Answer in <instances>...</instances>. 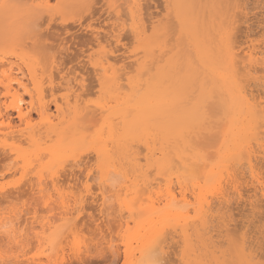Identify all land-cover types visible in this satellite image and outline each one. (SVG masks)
Here are the masks:
<instances>
[{
	"label": "rangeland",
	"instance_id": "rangeland-1",
	"mask_svg": "<svg viewBox=\"0 0 264 264\" xmlns=\"http://www.w3.org/2000/svg\"><path fill=\"white\" fill-rule=\"evenodd\" d=\"M228 1L230 3H227L226 0H217V1L214 0L213 3H212V0H194L195 4L193 6L195 8L190 9L192 7L190 6L192 5V3L190 4L191 0H178V1L177 0H132V2L131 0H70V1L69 0H0L1 5L8 4L10 6H13L15 4L16 6L15 10H17V12H15L13 9V12H11L10 10H7L4 7H2V10L4 8L6 11H9L14 14L16 13L14 17H12L13 14L11 16H8L7 15L8 13H7L5 14L6 15L5 16L4 14L3 15L1 14L2 12H0V25H1L0 27V65L4 66L2 62L5 63V67L1 66V70L2 69L7 70L9 68V64H11L10 67L14 66V68H16L15 69L16 71L22 70L23 74L25 73L24 77L21 76L23 75L21 74L22 72L18 73L19 75L21 74L20 75L21 78L23 77L22 83L23 81L24 83H23V86H18L15 83L16 84L15 86L19 87V88L15 87V89L18 88L19 94L17 95H20L24 98V101L22 103L28 106V110H32L31 112L33 114V125H34L33 127L36 130L37 129L40 130V128L44 127V124L41 123V116L37 113L38 109H40L42 106L51 108L50 111H52V114L54 116L53 117V119L55 120L54 122H58L59 120V113L56 110V106L60 105L61 107H63L62 111H64L65 114H63V112L61 111L60 118L61 120L63 119L65 123L62 124L61 126L62 128L68 125V124L66 125V123H71L73 120H76L75 117L79 116L78 118H80V115L82 114L78 113V115H76L74 111V109L79 105V109L80 107L83 106V108H81L82 109L81 113L84 112L83 113L84 116L82 115L80 120L83 125L85 124L84 127L86 126V128L84 129L87 131L86 135L88 134L86 137L87 139L84 138L83 140L85 141L86 139L87 143L85 141L84 142L85 144L84 143L77 144L75 143L76 142L75 140L74 141L75 145L74 144L70 146L67 145L66 147L68 148H66L65 145H63V142L61 140L62 135L59 134L60 135L59 137L57 136L58 135L57 133L55 137L54 136L55 134H53L52 139H51V136H49L48 134L45 135V132H44L45 128H43L42 133L44 132V134L41 133L40 137L44 140L41 141V138L39 137V140L35 138L36 140L33 141V143H30L32 141H28L29 139H26L25 138L26 136L20 135L24 130L27 131L26 125L23 122L21 123L17 112L13 110L12 100L14 98L13 96L9 94L7 95L8 90L4 84L5 82L1 83L0 81V104H1L0 113L6 114L9 112L10 113L9 115L12 118L14 125L17 126V129L21 128V132L15 133L16 135H19V137H17L16 135H13L16 138H13V137L7 138L8 140H6V142L4 140L5 138L0 136V141H1L0 147H2L0 149L1 150L0 151V211H1L0 212V219H1L0 224L3 225L2 227L0 226V264H44V263L45 264H129L127 256H126L127 244L130 243L129 241L131 239L137 237L135 235L141 236L147 233L149 225L146 224L147 221L144 219V217H146L147 215L146 218L148 219L149 217L148 214L150 213L148 212L147 214V211L149 209L144 208V211L142 210L141 212L140 210L141 208L138 209L135 207L134 210L137 209V211L135 210L137 213L132 211L130 214L132 213L134 214L130 216L128 209H125V207H121L119 204V201L120 200L122 201L123 197L125 196V194L123 193L124 191L119 192L120 193L119 197L116 196L115 198H112L110 201L108 199V203L103 204L102 199L100 198L101 192H102L101 190H103L101 186L103 185L100 184V181L102 180V177L104 175V177L106 178L109 177L107 178L108 179L107 182L109 184H107L106 182L107 187L108 185H114L115 189L117 187H118L117 189H120V185L123 184L122 182H125V180L123 181V178H125L124 176L127 173H128L127 175L129 176L131 174V177L134 179L137 176L136 173L141 174V171L144 170V168L149 169L150 166L148 167L146 165L147 162H145L147 161V159H144V158H148V156L150 157V154L152 152L151 149H153L152 147H155L153 150L157 151L156 153V156H157L158 151L160 150V148H158L157 146H159V144L161 145L163 142L159 140L160 137L157 136L159 134L158 133L155 134V132L158 130H155L154 128L153 129L155 131L154 130L153 132L151 131L152 133L151 132L144 133L143 132L144 128L139 129L138 130L139 132L135 130L136 132H132L133 136L132 138L130 137L131 139L130 138L129 139L131 141L134 139L133 141H136V142L132 143L130 140H128L130 141V144L128 145L132 144L131 147L133 148L136 147L134 148L136 150L133 149L134 151L133 152L132 150H130L132 148L128 146L129 148L128 152H132V153H128V154H132V156L130 155V157L127 154L124 156L122 153L120 154V152H118L117 148L114 147V146H117L116 145L117 143L115 144L113 142L114 143L113 145L112 142H109L111 149H113V147L115 148V150H113L115 153L112 151L113 156L114 157L117 156V158H119V160L116 158L115 159L117 163L119 162V165H117V167L119 166L120 167L117 170L109 171L111 173L110 175H108L109 172H107L106 174H102L101 170L99 169L100 162L97 156V151H95L97 146L101 144V142L98 141L99 139L98 138L96 139L97 137L96 132L99 133V131H101V129L99 130V128L102 125H104V122H106L108 118H107V115L104 114V112H102L104 114V116H102L103 114L100 111L101 108L98 105L101 102L105 103V101L106 102L109 101L110 100L109 97L114 96V95L118 96V94L121 93L119 92L120 85L115 86L118 83L119 84L123 83L122 85H125V86L121 85L122 88L127 87V86L129 87L128 83L126 82L127 81L129 82L131 80L132 81L140 80L142 83L143 81L146 82L149 80L152 83V81L154 82L157 81L158 79L157 77L160 76L162 72L164 73L163 80L165 81V83L176 90L177 95H178V101L180 102L182 100L181 101L182 103L181 102H180L181 104L179 103V107L177 108V111H176L177 116L182 114V112L180 111H185V113L189 115L193 114L194 122L192 126L188 127V129L192 128V130L188 131L186 130L187 128H185V130L187 131L186 133L187 135H190V136L193 135L191 137L192 139L190 138V140H192L191 144H193L192 147L193 146L197 147L199 152L200 151L206 152L207 156H210V159L216 157V155L220 153V156H217L216 158H214V161L212 159V161L217 164L211 165V163L213 162H211L210 159L208 161H205L207 162L206 164L208 167L205 165L206 166L205 168L204 165L202 164V167L205 168V171L207 169L208 174L206 172L205 174L202 173L204 172L202 171L203 168L201 169L199 168L201 171H199V169L195 170V171L201 172V173H198L201 175L197 176L198 177L197 180L202 181L200 184L199 183L200 181L197 182L196 180L197 187H198V190H196L197 192H195V188L197 187L193 186V183L191 184L190 182H188L189 180H192L190 179L192 174L190 177H188L189 179L186 178L187 183H185L186 181L183 182L185 179L184 180L183 178L181 179L183 180L182 184L185 183V185L188 184V187H190L191 185L194 187L193 190L191 189V187L184 188L182 184L180 183L182 186L181 187L182 192L185 191L184 189H189L188 191L187 190L185 191L187 194L186 197L188 198L189 203L182 201L183 198L180 197L181 196L180 184L178 185L177 177L173 176V179L175 181L173 180L172 182H170L172 184L174 183L173 185L172 184L170 185L173 186L171 187L178 194V199L180 200L181 198L180 205L183 206V205L188 204L187 206H189L190 201H191L194 206H197L199 204V200H198V204L195 205L196 203L195 201L197 200V198L194 197L196 196L194 194L195 193L197 194L200 189L204 190L206 188L209 191L215 185L213 184L214 182L213 179L215 178L216 180L218 177H223L224 180L222 183V186H223L222 188H224L223 189L224 193L226 192L225 197L220 196V194H216L217 190L216 192L215 190H213V192H215V193L212 192L213 194L205 190V192H207L206 195L209 193L207 196V200L208 201L210 200L209 202L211 204V208L213 211L212 213L213 215H215L213 217H210L211 219L208 218L210 220L207 222L209 223L208 224L209 227L207 226V224L206 226H204V227H207L208 229L210 228L209 230L207 229L209 231L207 236L212 235L214 239L216 240L219 239V241H222V244H220V246L221 248H224V249L231 247V244H233V246L234 244L239 245L241 243L240 241H242L243 238L245 240L247 239L248 241H250L254 237L264 239V195H263L264 194L263 192L264 190L263 188L264 187V152H263L264 151V111H263L264 109V94H263L264 92L263 91L264 90V86H263L264 72L263 70L264 69H261V70L259 69L257 73H252L248 69L250 59L261 58V56L262 57L264 56L262 52H260V51H264V49L263 47L259 46V44H261V41L264 40V28H263L264 27L263 26L264 24V19H263L264 18V0H240L241 3L239 1V4L241 6L237 4V6L239 5L240 7L239 6L235 7L234 5L236 4V2L234 1L235 3H233L232 2L233 0L232 1L228 0ZM236 1L238 2V0ZM231 2H232V5L229 6L231 10L230 9H229L230 11L228 10V14L231 13V16L233 17L232 14L235 12L237 14V15L235 14V16H237L236 17L237 19L234 17L232 18L231 16H230V19L226 17L227 16L226 7H228V5L231 4ZM226 3L228 4L227 6L225 5ZM221 4H224L225 6H222ZM232 6H234V8H236L235 10L237 11H235ZM224 8H225V11H223ZM219 10L221 14H219L220 13ZM214 11H215V15H214ZM191 12L193 13L192 15V18L194 17L193 19L191 18V14H192ZM203 12L206 15V17L203 14ZM216 13L218 14L217 18H216V15H217ZM198 15H199V18L197 17ZM171 16H172V19H171ZM238 18H239V21L237 22L236 20H238ZM11 19H13L14 21H12ZM185 19L190 21L191 27L188 26L187 27L188 29L186 28L187 23ZM195 19H196V23H195ZM198 19H200L204 23L200 22V20ZM228 19L231 21H229ZM234 19L235 21H233ZM210 20L213 22L214 26L218 24L216 28L212 27L213 24ZM11 21L13 22V24H11L12 23ZM235 22H237V24H235ZM223 23L224 24L227 23V25L228 23H233V25L234 24L237 25L235 26L236 29L234 28V34L232 33L231 34L234 35V38L232 39H235L233 41L236 42V43L232 42V45L233 44L235 45L234 48L237 46L234 51L237 53V54L235 53L236 54L235 56L237 57L238 55L237 58L239 62L236 64V68L239 69V72H241V75L239 73L238 76L239 78H243L240 80L241 84L243 82L242 85L244 86L248 85L247 89L251 90V92L255 94L254 95L255 98H252L251 101L252 103L255 104L257 108L256 110H258L257 111L258 114L252 116L251 113L255 114L257 112L250 111L251 113L248 112L249 115L248 116L246 115L244 117L245 119L244 118L237 119L236 115H234L235 112L233 108L231 107V103H230L231 100H228L230 99V96H229V93L227 92V87H225V84L222 83L223 81L220 77V73L224 71L223 69H224L225 62L222 63V61H224L226 58L225 56L226 49H223V48L224 47L226 48L225 45L230 40L229 39L230 37H228L227 39L225 38L227 37V32L226 34H224L225 36L223 35V33L225 32V29L230 31L229 28L232 27V24H231V26L229 25L230 27L226 26L225 28L223 26L224 25ZM162 24H165L167 29L166 27L164 29ZM192 25H195V27L197 25L196 29H194L195 27ZM199 25L200 27L198 28ZM259 25L261 26L259 27ZM220 29H221L222 34L219 32ZM198 30L200 32H198ZM213 30L216 31L215 34H213L214 32ZM180 33L183 35H180ZM185 33L186 34L189 33V35L187 36ZM198 33H200L201 35L204 33L203 36L206 37L207 39H204L203 37V39L205 40L204 41L201 37V40H200V37L197 36V35H200ZM210 34L211 36L212 34L214 37L216 36L215 37L216 39L214 37H211ZM218 34L220 35L218 36ZM220 36L223 39L219 40ZM166 40L168 41L169 45H172V47L175 46V50L178 49L177 41H181L180 43L183 42L185 46L188 45L187 49L189 47V44L186 45L185 41L186 42L188 41V43L190 41L191 43L190 46L191 48L193 47V50L191 48L188 50L190 51L192 50V54L188 52L183 55L181 51H183L182 49H184L185 47L182 44L180 46V47L183 46L182 49L180 48L181 51L180 49L176 51L178 52L177 54L178 59L180 55H183V56H181V58L178 61H177V58L175 57H173L172 59L171 55L175 53V50L172 51V47L168 46V43ZM217 40L220 42L218 43ZM195 41L200 42V43L203 42L204 44L202 43V45H200L202 47L198 48V46H196L195 44L196 43ZM205 43H209L210 46L209 44L205 45ZM211 43H213V45ZM220 43H221V46L218 48ZM164 44L165 46L167 45V47H164L163 46ZM221 47L224 51L221 49ZM168 48H171V50L169 49L171 53L167 50ZM201 48H205L207 51L205 49H203L202 51ZM208 48L211 49V51H209ZM152 49L154 50L156 49V51L161 50V52L159 51L160 52L159 53L157 51V53L155 54V51H153ZM163 49H166L168 53L167 54L165 52L166 55H164V57L161 56ZM141 51H144V52H141ZM223 54L225 58L224 56H222ZM190 55L195 56V58L193 56H192L193 58H191ZM217 55L219 57H217ZM148 56H149V59H148ZM155 56L156 57L158 56V58L161 57L163 61L161 62L160 61L161 58H159L160 60L157 58L160 61L158 64V61H154L156 59ZM139 58L140 60H138ZM151 58H153V61L151 60ZM143 59L147 61L148 60L152 61L150 68L152 67V63L155 62V64L153 63L154 69L152 68L153 69L152 71L148 67L150 62L145 63L144 62L145 60ZM196 59L198 63L195 62ZM176 61L178 63H176ZM220 62L222 65L218 64ZM100 63H101V66H100ZM144 63L146 64V67L145 66L143 67V65H145ZM102 64L104 66H102ZM137 65L140 67H138ZM176 65L179 69L175 67ZM218 66L219 67L223 66L222 67L223 69L219 68ZM239 66L242 68V70ZM202 68H203V71H202ZM111 69H114L115 71H112ZM117 69L119 70V72H117L118 71ZM144 69L148 73H150L149 75L146 74V77L148 80H146V77L145 79L142 78L141 80L143 73L141 74V77H140V73ZM196 69L199 73L196 71ZM219 69H222V70H219ZM145 70L143 72H145ZM148 70H150L151 72H149ZM34 71H35V75L37 76L34 77L33 79V76H35L33 75ZM112 72H115V73L113 74ZM207 72L210 73V76L209 74L206 75ZM1 73L3 72H0V80L1 79L5 80ZM136 73L138 74V76H136L137 75ZM118 74H120V76ZM203 74L205 75L203 76ZM249 74L250 76H248ZM116 76L118 78H115ZM211 76L213 77L211 78ZM251 76H254V77L249 78ZM149 77L151 78L149 79ZM219 78L221 79L220 81L217 80ZM114 79L116 80L119 79V80L115 81ZM123 79H125L126 82ZM114 82H117V83L114 84ZM213 82L214 83L218 82L221 85V87L218 85V83H216L215 85ZM194 83L195 84L197 83V84L194 85ZM110 84L111 85L114 84L115 86L114 88H116L117 90L116 89L114 90V88L112 87L110 89L109 88ZM259 85H261V87ZM106 88L107 89L109 88L112 93L109 92V90L107 91ZM212 88L214 89L212 90ZM125 89L127 90V88H123L122 90L126 92ZM221 89H223L222 92L226 95H221L220 96L221 98L219 96H218L219 98L217 96L213 97L215 93V92L213 93V91H216V94L217 93L220 94ZM191 92L193 94H190ZM186 94L188 97L185 96ZM205 94L207 95L206 97L204 96ZM258 94H261V95H258ZM188 98L191 101H189ZM202 100H204V102H202ZM76 102L78 103V105ZM81 102H82V106H80ZM85 106L87 110H85L86 109ZM91 106L93 107L95 106L97 107V109ZM214 107L220 108V110L222 109V111H220L219 109H214ZM94 110H99L100 112L97 111L98 112L97 113ZM218 111L219 113H217ZM91 112L92 114H90ZM65 115L68 117H64ZM74 115L76 116L73 117ZM99 115H101L102 117ZM250 115L252 116V118H250L251 117ZM258 115L261 117L259 118ZM256 116H258L257 120H253V118L254 117L256 118ZM72 118L74 119L70 121ZM155 118L156 120L154 119V117L151 118L150 124H154V126L156 125V127L158 126V129L169 120V118L165 119L166 117H162L160 115ZM80 120H79V123H80ZM82 120L84 121L87 120V121L83 123L84 121ZM237 120L241 123L237 122ZM251 120L254 122L256 121V122L254 123ZM116 121L117 123H119L120 119H117ZM154 121H157L156 124ZM74 122L75 121H73V124ZM81 125L79 126V128L82 127ZM242 125H245V126H242ZM249 125L251 126V128ZM88 126L89 127L92 126V128L89 129ZM236 126L237 127L240 126L241 128L240 127L236 128ZM87 128L91 131L87 130ZM232 129L233 131H231ZM85 130L84 131L82 130L83 136L86 132ZM234 130L235 132L240 131L241 134H239V138H236L238 136H236V133L234 132ZM137 132L138 134L135 135ZM89 134L91 137H88ZM214 134L217 137H215ZM75 135L76 134H74L73 138H75ZM155 136L158 137L159 141L157 140L156 142L157 138ZM36 137H38V135ZM251 137L253 138V140L250 139ZM70 138L73 139L72 136H70ZM152 138L155 140V142ZM248 138L250 139L249 141H251L250 143H248L249 141H247ZM60 140L62 143L60 142ZM14 141L16 143H14ZM88 142L90 143V145ZM139 142H140V145H138ZM212 142H215V143L211 145ZM7 143L10 145L13 144V146L11 145V148H10V145H8ZM71 143H72V140H71ZM228 143L230 145H228ZM94 145L95 147H93ZM162 145L165 146L166 144L165 145L162 144ZM140 146H141V149H140ZM163 146H161V148ZM147 147H148V150L150 149L149 151L147 150ZM235 147L237 148L236 151H238L241 148L240 149L241 153L240 151L238 152L239 154H243L244 156L242 155V157L241 156L239 157V155H237L238 153L234 149ZM243 147H245L246 149L245 148L243 149ZM143 148L144 149L146 148V149L144 150ZM224 149L227 151V155ZM140 150H142L141 153H139ZM243 150H244V153L247 152L248 154L247 153L244 154ZM147 151L148 153H145ZM190 151L193 152L194 150L192 151L190 149ZM210 151H212L210 153L212 156L209 154ZM221 151H225L224 152L225 155L223 152L221 153ZM136 152H138V154ZM134 153L136 156H134L133 158ZM24 154L25 156L29 154L28 156H29L30 162H31L30 157L32 159V165L31 166L29 165L30 169H28L30 172L25 171L22 168V164H24L22 162L23 161L22 156H24ZM230 154L231 155L233 154V156L231 157ZM50 155L52 157H50ZM121 155H123V157L124 158L126 157V158L124 159L123 157H121ZM207 156L205 157L206 160L207 158H209ZM234 157L236 159L238 157L239 161L234 162ZM252 157H254V159ZM137 158L138 159L141 158L140 161L137 162L136 161ZM250 158L253 159V160L251 159V161L254 163L252 164L255 165L253 166V168L250 167L249 162L247 161ZM228 159H230L231 161L230 160L228 161ZM236 159L235 161H237ZM53 163H55L54 166H53ZM225 163L227 165H225ZM218 164L220 166H218ZM135 165L137 167V172L134 173L135 169L133 170V168L135 167ZM210 165L212 168L209 167ZM217 166L218 168L216 169ZM65 167L68 169H66ZM154 167L155 166H153V168ZM197 167H201V165L199 166L197 165ZM210 168L212 169V171ZM150 169L152 168L150 167ZM154 169L155 170L153 171L157 172L158 170L159 172L158 168H154ZM56 170L59 173H57ZM124 170L126 171V174L125 173L121 174L120 171L125 172ZM131 170H133V172ZM213 171H215V173ZM225 171H228V172H225ZM26 172L28 173L26 174ZM113 172L115 174L112 175ZM144 172L142 171V173ZM149 172L150 173H154V172H152L151 170H148L147 172L146 170V173H145L147 177L151 175L149 177L154 178V179H150L148 177V179L151 180L149 189L152 192L153 191L155 192V189L157 187L159 188V186L160 187L162 186L163 188L164 184L166 185L167 180L166 181L164 180L165 178L162 175L163 173L159 174L162 172L161 169H160V172L158 173L159 176L157 175L159 179L155 178L156 172L154 173L155 175L149 174ZM62 173L64 174L62 175ZM195 173L197 174V172ZM140 174L138 175L140 178H137L138 180H140L138 182L142 184V186H145L143 184V181L145 179L143 176H145V174L142 175V178H144L143 180ZM167 174L169 173L167 172ZM209 174H211V176ZM96 175H97V178L95 177ZM121 175L122 177H120ZM134 175L135 177H133ZM110 176L114 178H111ZM119 178L121 179L118 180ZM207 178L208 179L211 178L212 182L211 180H207ZM148 179H146V181L150 182ZM161 179H163L162 181H165L166 183L165 182L162 183V181H160ZM260 180H262V182H260ZM112 181L113 183L114 182L115 183L114 184L111 183ZM208 181L211 182V185H210V182ZM119 182H121V184ZM152 182L156 184L154 185L152 184ZM27 183L29 186L27 185ZM151 185L152 187L154 186L155 188L154 187L152 188ZM199 185H202V187ZM60 186L62 187V190ZM110 188L112 187L110 186ZM140 189H142V187ZM9 190H10V193H12V195L9 193ZM73 190H76V192ZM80 190L81 191L83 190L81 194H80ZM190 190L194 191V193L192 194V191ZM141 191L139 194L141 193L143 194L144 188ZM121 193H123L124 196ZM88 195L90 196L88 197ZM218 197L220 198L222 197V198L220 199ZM62 200H64V202L66 203L65 205L68 206V209L70 210L71 213L64 214L65 209L60 204ZM58 203L60 204V206ZM74 204H76V207ZM139 204L140 203H138L137 205ZM57 206L60 207L61 209L58 208ZM190 207L189 208L192 210L193 208H195V207L192 208V206ZM123 209L125 212L122 211ZM150 212H151V209H150ZM141 213H142V216L144 215L143 217L141 216ZM192 213L193 211L191 212V214ZM91 215L92 216L94 215V216L92 217ZM133 215L136 218H133ZM64 216L67 218H65ZM112 216L115 218L114 220ZM115 216L117 217V220ZM122 216H125V217L121 218ZM143 219L145 220V222H143L144 221ZM218 219L220 222L218 221ZM2 220H4V222L8 224V226L5 225V223L2 222ZM128 220H129V225H130L129 229H127L128 225L125 222ZM198 220L200 221V219L198 218L193 220L194 225L196 224L198 225L197 227H199V223L201 224L203 222L202 220L200 222ZM139 221L144 226L140 224ZM196 221H198L199 223H196ZM136 222H138V224ZM171 223L164 226L165 228H163V230L161 228L159 229L162 232L161 235H163L164 233V236H163L164 239L163 237L161 238V235L159 239L161 238V241L163 240L166 242L165 243L162 241L163 242L162 245H164L165 243L164 249L166 248L165 251L167 252V254L165 253L163 256L164 260L162 259L161 261H163L164 264H180L179 263L180 261L177 255V253L179 252V247H177L178 243L176 244V242L178 241V238L180 240V237L176 235H180L179 234L180 231H178V229L181 227L180 226L181 223L179 224L175 220H174V223L172 224ZM191 223H190V226L193 227L194 225L192 226ZM10 224L11 226L12 224L13 226L15 225L14 230L13 228L11 229ZM139 224L142 225L143 227H139L140 226ZM176 225H178L177 229H175ZM158 227H160L159 224H158ZM204 227L203 225H200L198 230ZM176 230L178 231V234ZM132 235L134 236L131 237ZM128 247H129L128 251L130 252L132 249L135 250L136 248H138L139 243L137 242V240H135L134 242H132L131 246H129L128 244ZM175 248H178V250L176 251ZM137 256H140V254L138 253ZM206 256H209V255H206ZM31 260L32 262H30ZM145 264H149V263H145Z\"/></svg>",
	"mask_w": 264,
	"mask_h": 264
},
{
	"label": "bare ground",
	"instance_id": "bare-ground-1",
	"mask_svg": "<svg viewBox=\"0 0 264 264\" xmlns=\"http://www.w3.org/2000/svg\"><path fill=\"white\" fill-rule=\"evenodd\" d=\"M70 1V0H69ZM178 1V0H177ZM213 1L214 0H212V3H213ZM217 1V0H216ZM232 1V0H231ZM236 2V4L234 5L235 7H238L240 4H239V1L240 0H238V2L236 1V0H233L232 2L233 3H235ZM131 2H132V0H131ZM187 2V1H186ZM207 2H209V1H207ZM219 2V1H218ZM223 2V1H222ZM226 2L227 3H230L228 0H226ZM232 2H231V4H225L226 6L228 5V7L230 6V5H232ZM189 3V2H188ZM192 3V5H190ZM217 3V2H216ZM215 3V4H216ZM221 3V2H220ZM219 3V4H220ZM240 3H241V1H240ZM12 4V3H11ZM46 4V3H45ZM131 4V3H130ZM185 4V3H184ZM190 6H192L190 9H193V8H195L193 5L195 4L194 3V0L192 1L191 0V2H190ZM199 4V3H198ZM219 4H218V6H219ZM237 4H239L238 6H237ZM1 5V4H0ZM4 5V4H3ZM6 5V4H5ZM8 5V4H7ZM217 5V4H216ZM222 6H225L224 4H221ZM220 5V6H221ZM190 6H188V7H190ZM218 6H216V7H218ZM221 6V7H222ZM234 6H232L233 7V9L235 10L236 8H234ZM241 6V5H240ZM239 6V7H240ZM260 6V5H259ZM2 7H4V6H0V12H2L1 14L3 15H5V14H7L8 16H11L12 14H13V16L12 17H14L15 16V14L14 13H11V12H13V9H14V11L15 12H17V10H15L16 8V6H15V4L13 5V6H10V5H8L7 7H4L5 9H7V10H10L11 12H9V11H6L4 8H3V10H4V12H3V10H2ZM182 7H184V6H182ZM187 7V6H186ZM226 7V10H227V18H229L230 19V16H231V13L230 14H228V10L230 9L231 10V8L229 7ZM181 8V7H180ZM220 8V7H219ZM219 8H217V9H219ZM260 8V7H259ZM39 9V8H38ZM134 9V8H133ZM183 9V8H182ZM189 9V8H188ZM197 9V8H196ZM207 9V8H206ZM208 10H210V9H208ZM214 10H215V8H214ZM229 10V11H230ZM44 11V10H43ZM202 11V10H201ZM211 11H212V9H211ZM217 11V10H216ZM222 11V10H221ZM223 11H225V8L223 9ZM233 11V10H232ZM235 11H237V10H235ZM198 12H200V11H198ZM219 12H220V10H219ZM234 12V11H233ZM239 12V11H238ZM242 12H244V11H242ZM11 13V14H10ZM129 13H130V11H129ZM134 13H136V12H134ZM185 13V12H184ZM192 13V12H191ZM206 13V12H205ZM210 13V12H209ZM186 14V13H185ZM185 14H184V16H185ZM203 14H204V12H203ZM217 14V13H216ZM219 14H221V12L219 13ZM223 14V13H222ZM224 14V15H225ZM235 12L232 14L233 15V17L234 18H236L237 16H235ZM243 14V13H242ZM192 15H193V13L191 14V18H192ZM205 15V14H204ZM214 15H215V11H214ZM229 15V16H228ZM237 15V14H236ZM6 16V15H5ZM202 16V15H201ZM213 16V15H212ZM217 16H218V14L216 15V18H217ZM221 16V15H220ZM198 18H199V15L197 16ZM205 17H206V15H205ZM232 17V16H231ZM232 17V18H233ZM134 18H135V16H134ZM184 18H186V17H184ZM194 18V17H193ZM192 18V19H193ZM202 18H204V17H202ZM201 18V19H202ZM222 18H224V17H222ZM227 18H225V19H227ZM15 19V18H14ZM171 19H172V16H171ZM228 19V20H229ZM237 19V18H236ZM241 19V18H240ZM264 19V18H263ZM4 20V19H3ZM12 21H14L13 19H11ZM176 20V19H175ZM186 20V28L188 27V26H190V21H188L187 19H185ZM191 20V19H190ZM198 20H200V19H198ZM203 20V19H202ZM211 20H213V19H211ZM210 20V21H211ZM217 20V19H216ZM11 21V22H12ZM131 21V20H130ZM222 21V20H221ZM229 21H231V20H229ZM233 21H235V19L233 20ZM237 22L239 21V18H238V20H236ZM167 22V21H166ZM165 22V23H166ZM199 22V21H198ZM200 22H202L201 20H200ZM212 22V21H211ZM223 22H224V20H223ZM237 22H235V24H237ZM262 22H263V20H262ZM9 23H10V21H9ZM178 23V22H177ZM188 23H189V25H188ZM193 23H194V21H193ZM195 23H196V19H195ZM202 23H204V22H202ZM201 23V24H202ZM220 23H222V22H220ZM220 23H219V25H220ZM11 24H13V22L11 23ZM11 24H9V25H11ZM172 24H173V22H172ZM175 24V23H174ZM199 24V23H198ZM197 24V25H198ZM212 24H213V22H212ZM224 24V23H223ZM222 24V25H223ZM231 24H232V27H230L231 26ZM233 25V23H228V25H227V23L226 24H224L223 26L226 28V26H229L228 28H229V30L230 31H228L227 29H225V32L223 33V35L224 34H226V32H227V37H225L226 39L228 38V37H230L228 40H226V41H228L227 43H226V48L224 47L223 49H226V58H225V56H224V54L222 55V56H224V58H225V60L224 61H222V63H224V69L222 68L223 66H221V67H219V68H222L224 71L222 72V73H220V77H221V79H222V83H224L225 84V87H227V92L229 93V96H230V99H228V100H231V107L233 108V110H234V112H235V114L234 115H236V118L237 119H239V118H244L246 115L248 116L249 114H248V112L249 113H251L250 111H255V112H257L258 110H256L257 108H256V106H255V104L254 103H252V101H251V99L252 98H255V94H253V92H251V90H248L247 89V86H244V85H242L243 84V82H242V84H241V79H243V78H239V76H238V74L240 73V75H241V72H239V69H237L236 68V64L237 63H239L238 62V55H237V57L235 56L237 53L234 51L235 50V48L237 47H235L234 48V44L232 45V42L234 43L235 41H233V40H235V39H232V38H234V35H232V34H234V28H235V26H237V25ZM6 25V24H5ZM4 25V26H5ZM8 25V26H9ZM144 25V24H143ZM197 25H196V27H197ZM216 25V24H215ZM218 25V24H217ZM216 25V26H217ZM221 25V26H222ZM3 26V25H2ZM162 26H163V28L165 29V27H166V25L165 24H162ZM184 26V25H183ZM192 26H194L195 27V25H192ZM216 26H214V24H213V26L212 27H214V28H216ZM221 26H219V27H221ZM261 25H259V27H260ZM263 26H264V24H263ZM262 26V27H263ZM0 27H1V25H0ZM130 27H132V26H130ZM191 27V26H190ZM196 27L194 28V29H196ZM200 27V25L198 26V28ZM202 27V26H201ZM207 27V26H206ZM5 28V27H4ZM185 28V29H186ZM193 28V27H192ZM203 28H205V27H203ZM223 28V27H222ZM238 28V27H237ZM264 28V27H263ZM263 28H261V29H263ZM137 29V28H136ZM145 29V28H144ZM147 29V28H146ZM166 29H167V27H166ZM188 29V28H187ZM202 29V28H201ZM233 29V30H232ZM236 29V28H235ZM210 30H211V28H210ZM210 30H209V32H210ZM216 30V29H215ZM227 30V31H226ZM162 31V30H161ZM165 31V30H164ZM187 31V30H186ZM185 31V32H186ZM190 31H192V30H190ZM196 31V30H195ZM208 31V30H207ZM214 31V30H213ZM212 31V32H213ZM261 31V30H260ZM259 31V32H260ZM138 32V31H137ZM176 32H177V30H176ZM184 32V31H183ZM188 32V31H187ZM198 32H200L199 30H198ZM220 33H221V29H220V31H219ZM157 33V32H156ZM159 33V32H158ZM193 33H194V31H193ZM216 33V31H214L213 32V34H215ZM232 33V34H231ZM235 33H236V31H235ZM186 34V33H185ZM198 34H200V33H198ZM213 34H212V36H211V34H210V36L211 37H214L213 36ZM222 34V33H221ZM263 34V33H262ZM180 35H183V34H181L180 33ZM180 35H178V36H180ZM187 36L189 35V33H187L186 34ZM197 35V34H196ZM201 35V34H200ZM200 35H197V36H199L200 37V40H201V37H202V39H203V35H204V33L200 36ZM220 34H218V36H219ZM225 36V35H224ZM184 37H185V35H184ZM216 37V36H215ZM214 37V38H215ZM165 38V37H164ZM214 38H213V40H214ZM167 39V38H166ZM204 39H207L206 37H204ZM203 39V40H204ZM212 39V38H211ZM211 39H210V41H211ZM216 39V38H215ZM221 39H223V38H221V36H220V39L219 40H221ZM165 40V39H164ZM167 41V40H166ZM205 41V40H204ZM207 41V40H206ZM218 41V40H217ZM224 41V40H223ZM181 41H177V43H178V49H182V47H180L182 44H183V42L182 43H180ZM192 42V41H191ZM196 42V41H195ZM194 42V43H195ZM209 42V41H208ZM220 41H218V43H219ZM164 43V42H163ZM167 43H168V41H167ZM167 43H165V44H167ZM185 43H186V45L187 44H189V47H188V49H190L191 48V43H190V41H189V43H188V41L186 42L185 41ZM202 43L203 42H196L195 44H196V46H198V48H200V47H202V46H200V45H202ZM216 43V42H215ZM236 43V42H235ZM165 44L163 45L164 47H167V45L165 46ZM175 44V43H174ZM174 44H173V46H174ZM204 44V43H203ZM207 44H209V43H205V45H207ZM212 45H213V43H211ZM223 44V43H222ZM184 45V44H183ZM217 45V44H216ZM257 45V44H256ZM168 46L169 47H172V45H169V43H168ZM188 46V45H187ZM187 46H185L184 45V49H182L183 51H181V49H180V51H181V53L184 55V54H186V53H188V52H190L191 54H192V50H193V47L191 48L192 50L190 51V50H188L187 49ZM209 46H210V44H209ZM221 46V43H220V45L218 46V48ZM259 46L260 47H263V49H264V40L263 41H261V44H259ZM145 47V46H144ZM258 47V46H257ZM206 48V47H205ZM205 48H201L202 49V51H203V49H205ZM169 49L171 50V48H168L167 50L169 51ZM178 49H176L177 51H178ZM185 49H187V50H185ZM207 49V48H206ZM205 49V50H206ZM209 49V48H208ZM221 49H222V47H221ZM222 49V50H223ZM263 49H261V50H263ZM153 51H155V54L157 53V51H156V49L154 50V49H152ZM167 50L166 49H163V51H162V53H163V55H162V53H161V56H163L164 57V55H166V53H167ZM173 50H175V46L174 47H172V51ZM175 50V53L173 54V55H171V57H172V59H173V57H175V58H177V61L181 58V56H183V55H180V57H179V59H178V57H177V54H178V52ZM215 50V49H214ZM222 50H221V52H222ZM160 52H161V50H159ZM158 51V52H159ZM179 51V52H180ZM186 51V52H185ZM207 51V50H206ZM209 51H211V49H209ZM217 51H219V50H217ZM224 51V50H223ZM141 52H144V51H141ZM159 52V53H160ZM166 52V53H165ZM170 53H171V51H169ZM185 52V53H184ZM213 52V51H212ZM211 52V53H212ZM260 52H262V54L264 55V51H260ZM154 53V52H153ZM165 53V54H164ZM169 53V54H170ZM180 53V54H181ZM189 53V54H190ZM205 53V52H204ZM207 53V52H206ZM219 53V52H218ZM236 53V54H235ZM168 54V53H167ZM214 54V53H213ZM138 55V54H137ZM175 55V56H174ZM194 55V54H193ZM192 55V56H193ZM215 55V54H214ZM159 56V55H158ZM158 56L156 57L155 56V60L154 61H158V64H159V62L161 61H163V59L161 58V57H159V58H161V60L158 58ZM170 56V55H169ZM191 55H190V57L191 58H195V56H193L192 57ZM209 57V56H208ZM217 57H219L218 55H217ZM140 58H142V57H140ZM140 58L138 59V60H140ZM160 60H158V59ZM222 58V57H221ZM240 58V57H239ZM146 59V58H145ZM145 59H143V60H145ZM148 59H149V56H148ZM171 59V60H172ZM184 59V58H183ZM204 59V58H203ZM237 59V60H236ZM142 60V59H141ZM151 60L153 61V58H151ZM216 60V59H215ZM240 60V59H239ZM147 60H145L144 62L145 63H149L150 62V64H149V68H150V66H151V62L152 61H150V60H148L147 62H146ZM176 61V63H178ZM184 61V60H183ZM214 61V60H213ZM140 62V61H139ZM167 62V61H166ZM191 62V61H190ZM195 62H197V59H196V61ZM250 63H249V65H248V69L252 72V73H257L258 72V70L260 69H264V56L262 57L261 56V58H252V59H250V61H249ZM10 63V62H9ZM144 63V64H145ZM154 64H155V62H153ZM153 63H152V67L150 68L151 69V71L154 69L153 68ZM180 63H182V62H180ZM198 63V62H197ZM215 63V62H214ZM2 64H4V66H2V65H0V70H1V66L2 67H5V63H3L2 62ZM140 64V63H139ZM218 64H221V62L220 63H218ZM217 64V65H218ZM10 65L11 64H9V68L7 69V70H4V69H2L0 72H3V73H1L2 74V76L4 77V79L5 80H3V79H1L0 81H1V83L2 82H5L4 84H5V86H6V88H7V90H8V93H7V95L9 94V95H11V96H13V100H12V102H13V110H15L16 112H17V114H18V117H19V119H20V121H21V123L23 122L25 125H26V129H27V131H23L20 135L21 136H26L25 138L26 139H29L28 141H32V142H30V143H33V141H35L36 139L37 140H39V137L41 136L40 134L42 133V130H43V128H45L44 129V132H45V135L46 134H48L49 136H51V139H52V136H53V134H55L54 136L56 137V134L58 133V135L57 136H59L60 137V135H62V138H61V140H62V142H63V145H65V147L67 146V145H72V144H74V141L76 140V142L75 143H84L85 141H86V137H87V135H86V133H87V131L84 129V128H86V126L84 127V125L81 123V117H82V115H83V113L84 112H82L81 113V111H82V109L81 108H83V106H82V102H81V105L80 106H82V107H80V109H79V105H78V103H77V107L74 109V111H75V114L76 115H78V113H80V114H82V115H80V118H78L79 116H77V117H75L76 115H74L73 117H75V119L77 120H73L74 118H72L70 121H75L74 122V124H73V121L71 122V123H66V127H62L61 128V126H62V124L63 123H65L64 122V120L62 119L61 120V118H60V113H61V111H62V108L63 107H61L60 105H57L56 106V110L58 111V113H59V120H58V122H54L55 120L53 119V114H52V111H50L51 110V108H49V107H41L40 109H38V114L41 116V123L42 124H44V127L43 128H40V130L39 129H35L33 126V114H32V110H28V106L27 105H25V104H23L22 102L24 101V98L22 97V96H20V95H17V94H19L18 93V86H23V83H24V81H23V83H22V78L25 76V73L23 74V71L20 69L21 68V66H20V70L21 71H16L15 69L16 68H14V66H11L10 67ZM182 65V64H181ZM222 65V64H221ZM7 66H8V64H7ZM17 66V65H16ZM100 66H101V63H100ZM102 66H104L103 64H102ZM138 66V65H137ZM146 67V64L145 65H143V67ZM166 66V65H165ZM179 66V65H178ZM138 67H140V66H138ZM176 68H178L177 67V65L175 66ZM174 67V68H175ZM238 67V66H237ZM240 67V66H239ZM106 68V67H105ZM153 68V69H152ZM241 68V67H240ZM245 68V67H244ZM6 69V68H5ZM95 69H96V67H95ZM99 69V68H98ZM102 69V68H101ZM179 69V68H178ZM189 69V68H188ZM208 69V68H207ZM222 69H219V70H222ZM112 71H115L114 69H111ZM118 70V69H117ZM145 70V69H144ZM144 70H142V72L140 73V77H141V74L143 73V74H145V75H143L142 74V77H141V80H142V78H144L145 79V77H146V74H150V73H148L146 70H145V72H143ZM176 70V69H175ZM218 70V71H219ZM237 70H238V72H237ZM241 70H242V68H241ZM149 72H151L150 70H148ZM196 71H197V69H196ZM202 71H203V68H202ZM216 71V70H215ZM17 72V73H16ZM20 72H22L21 74H23V75H21V76H23L22 78H21V76L18 74V73H20ZM105 72V71H104ZM107 72V71H106ZM117 72H119V70L117 71ZM134 72H135V70H134ZM133 72V73H134ZM180 72H181V70H180ZM198 72V71H197ZM245 72V71H244ZM263 72H264V70H263ZM27 73V72H26ZM113 74L115 73V72H112ZM124 73V72H123ZM126 73H128V72H126ZM171 73V72H170ZM178 73V72H177ZM199 73V72H198ZM249 73V72H248ZM247 73V74H248ZM31 74V73H30ZM111 74V73H110ZM109 74V75H110ZM125 74V73H124ZM130 74V73H129ZM137 74V73H136ZM172 74V73H171ZM196 74V73H195ZM207 74H209V76H210V73H206V75ZM260 74V73H259ZM258 74V75H259ZM33 75H35V71H34V74ZM101 75V74H100ZM119 76H120V74H118ZM117 75V76H118ZM167 75V74H166ZM200 75V74H199ZM205 74H203V76H204ZM37 75H35V76H33V79H34V77H36ZM108 76V75H107ZM115 77V78H118V77ZM125 76V75H124ZM136 76H138V74L136 75ZM164 76V73L162 72L161 74H160V76H158L157 78V81H152V83L147 79V77H146V80H148V81H146V82H144L143 81V83L140 81V80H136V81H125V79H123L126 83H128V85H129V87L127 86V87H123V88H127V90L125 89V91L126 92H124L122 89V87H121V85L123 84V83H118L117 85H115V86H118V85H120L119 87H117V88H119L118 90H119V92H121L120 94H118V96H115L114 94H112V95H114V96H111V97H109L110 98V100L109 101H105V103H100L98 106H100V111H101V113L102 112H104V114H106L107 115V118H108V120L106 121V122H104V125H102L100 128H99V130L101 129V131H99V133L98 132H96L97 133V137H96V139L98 138L99 140L98 141H100L101 142V144H99L98 146H97V148H96V150L95 151H97V156H98V158H99V162H100V165H99V169L101 170V172H102V174H106L107 172H109V171H111V170H117V169H119V167H117V165H119V162L117 163L116 162V159H118L119 160V158H117V156L116 157H114L113 156V150H115V148H117V150H118V152H120V154L122 153L124 156L127 154V155H129V157H130V155L132 156V154H128V153H132V152H128L129 151V148H128V146L129 147H131V145H128V144H130V139L132 138V136H133V133L132 132H136V131H138L139 129H142V128H144V130H143V132L144 133H150L151 131L153 132V130L155 129V130H158V131H156L155 132V134H159V135H157V136H159L160 137V141L161 142H163L162 144H166L165 146H163L162 144L160 145L159 144V146H157L158 148H160V150L158 151V154H157V156H156V153H157V151L156 150H153L155 147H152L153 149H151V154H150V157L148 156V158H144V159H147V161H145V162H147V166L149 167H151L152 169H150V167H149V169L147 168V169H145L144 168V170H145V172H144V170H142L144 173H142V171H141V174L140 173H136V177H135V175L133 176V177H135L134 179L131 177V174H130V176L129 175H127L126 174V171L125 172H121L120 171V173L121 174H123V173H125L126 175L124 176L125 178H123V181L125 180V182H122L123 184L122 185H120V189H115V187H114V185H108V187L106 186L107 184H109L107 181H108V179L107 178H109V177H104V175H103V177H102V180L100 181V184L101 185H103V186H101L102 188H103V190H101L102 192H101V199H102V203L103 204H107L108 203V199H109V201L112 199V198H115L116 196L117 197H119L120 196V191H124L123 193L125 194V196H124V194L123 193H121L124 197H123V199H122V201L120 200L119 201V204H120V206L121 207H125V209H128V212H129V214L132 212V211H134V212H136L137 211V209H135L134 210V208L136 207V208H141L140 210H141V212H142V210L144 211V208H146V209H149L148 211H147V214H148V212L150 213V214H148V219L146 218L147 217V215H146V217H144V219L147 221L146 222V224L147 225H149V228H148V230H147V233L144 235H141V236H139V235H135V236H137V237H135V238H133V239H131L129 242L130 243H128L129 244V246H131L132 245V242H134L135 240H137V242L139 243V247L138 248H136L135 250L134 249H132L130 252L128 251V244H127V249H126V256H127V259H128V263L129 264H145V263H149V264H153V262L154 261H157V260H159V261H161L162 259H163V256H164V254L166 253L167 254V252L165 251L166 250V248L164 249V246H165V241H163V242H165L164 243V245H162L163 244V242L161 241V238L164 236V233H163V235H161V230H159L160 228L163 230V228H165L164 226H166L167 224H169V223H171L172 222V220H173V222L172 223H174V220L175 221H177L179 224H180V230L178 229V231H180L179 232V234L180 235H176V236H178V237H180V240H179V238H178V241L176 242V244L178 243V246L177 247H179V252L177 253V255H178V258H179V263L180 264H264V239H260V238H256V237H254V238H252L250 241H248L247 239L245 240L244 238V240L242 239V241H240L241 243L239 244V245H236V244H234V246H233V244H231V247H228L227 249L225 248H221V246H220V244H222V241H219V239L218 240H216V239H214L213 238V236L211 235V236H207V234L209 233V229L207 228V227H204V226H206V224H207V226L209 227V223H207L208 221H210L208 218H210V217H213V216H215V215H213V211H212V208H211V204H210V200L208 201L207 200V196H208V194L206 195V193L207 192H213V190H215V192H216V190H217V193L216 194H220V196H222V197H225V193H224V188H222L223 186H222V183H223V177H218L216 180H215V178L213 179V177H212V179H213V181L214 182H216V183H214L213 182V184H215L213 187H212V189H210L209 191L205 188L204 190L203 189H200L199 191H198V193L196 194H194V195H196V196H194V197H196L197 198V200L195 201L196 203H195V205H197L198 204V200H199V204L197 205V206H194L193 205V203L190 201V204H189V206H187V205H180L181 204V198H183L182 199V201L183 202H186V203H189L188 201V198L186 197L187 196V194H186V190L188 191L189 189H184V188H186V187H188V184H186L185 185V183H187V179L186 178H188V177H190L191 176V174H192V176H191V178L190 179H192V180H189L188 182H190L191 184L193 183V186H195V187H197V183H196V180L198 179V177L197 176H200L201 174H198V173H201V172H199V171H201L200 169L201 168H203L202 167V164L204 165V167L206 168V166H207V162H205V161H208L209 159H210V156H207V154H206V152H202V151H200L199 152V150H198V148L197 147H192V145L193 144H191V141L192 140H190V138L193 136L192 134V136H190V135H187L186 133H187V131L186 130H188V131H190V130H192V128H190V129H188V127L189 126H192V124H193V114H191V115H189V114H187V113H185V111H180V112H182V114L181 115H179V116H177V108L179 107V103L182 101L181 99V101L179 102L178 101V95H177V92H176V90L175 89H173L171 86H169V85H167L166 83H165V81L163 80V77ZM201 76V75H200ZM202 76V77H203ZM244 76V75H243ZM246 76V75H245ZM248 76H250V74L248 75ZM166 77V76H165ZM168 77V76H167ZM213 76H211V78H212ZM252 77H254V76H251V77H249V78H252ZM260 77V76H259ZM102 78V77H101ZM125 78V77H124ZM139 78V77H138ZM151 77H149V79H150ZM204 78V77H203ZM256 78V77H255ZM254 78V79H255ZM130 79V78H129ZM128 79V80H129ZM132 79V78H131ZM169 79V78H168ZM199 79V78H198ZM209 79V78H208ZM215 79H216V77H215ZM220 78L219 79H217V80H221ZM115 81H117V80H119V79H114ZM165 80H166V78H165ZM200 80V79H199ZM210 80V79H209ZM212 80V79H211ZM250 80V79H249ZM208 81V80H207ZM206 81V82H207ZM248 81V80H247ZM120 82V81H119ZM172 82V81H171ZM200 82V81H199ZM18 85V86H15L16 84ZM39 83V82H38ZM42 83V82H41ZM44 83V82H43ZM117 82H114V84H116ZM176 83V82H175ZM214 83V82H213ZM212 83V84H213ZM216 83H218V82H216ZM216 83H214L215 85H216ZM221 83V82H220ZM262 83V82H261ZM260 83V84H261ZM114 84H110L109 85V88L111 89V87L112 88H114L115 86H114ZM146 84V85H145ZM173 84V83H172ZM193 84V83H192ZM197 84V83H196ZM195 83H194V85H196ZM207 84V83H206ZM224 84H222V85H224ZM25 85V84H24ZM41 85V84H40ZM218 85L221 87V85L218 83ZM217 85V86H218ZM122 86H125V85H122ZM258 86V85H257ZM260 87H261V85H259ZM263 86H264V84H263ZM15 87H18L17 89H15ZM25 87V86H24ZM205 87V86H204ZM208 87V86H207ZM225 87H223V88H225ZM107 89V91L109 90V92H111L110 91V89ZM201 88V87H200ZM263 88V87H262ZM116 88H114V90H115ZM214 88H212V90H213ZM255 89V88H254ZM261 89V88H260ZM13 90H14V92H13ZM114 90H112V91H114ZM117 90V89H116ZM197 90V89H196ZM201 90H203V89H201ZM219 90V89H218ZM217 90V91H218ZM222 90L223 89H221V93L220 94H216V91H213V93H214V95H213V97L215 96H221V95H226V94H224L223 92H222ZM226 90V89H225ZM263 90V89H262ZM123 91V92H122ZM260 91V90H259ZM264 91V90H263ZM7 92V91H6ZM43 92V91H42ZM186 92V91H185ZM184 92V93H185ZM190 92V91H189ZM226 92V91H225ZM262 92V91H261ZM105 93V92H104ZM112 93V92H111ZM188 93V92H187ZM43 94V93H42ZM102 94V93H101ZM107 94H109V93H107ZM190 94H193L192 92L190 93ZM189 94V95H190ZM262 94V93H261ZM261 94H258V95H261ZM263 94H264V92H263ZM120 95V96H119ZM32 96V95H31ZM185 96H187V94L185 95ZM205 97L207 96L206 94L204 95ZM10 97V96H9ZM77 97V96H76ZM107 97V98H108ZM188 97V96H187ZM192 97V96H191ZM196 97V96H195ZM218 97V98H219ZM258 97H260V96H258ZM105 98V97H104ZM103 98V99H104ZM217 98V99H218ZM221 98V97H220ZM227 98H228V96H227ZM226 98V99H227ZM189 99V98H188ZM192 99V98H191ZM194 99V98H193ZM210 99V98H209ZM69 100V99H68ZM107 100V99H106ZM213 100V99H212ZM77 101V100H76ZM189 101H191L190 99H189ZM188 101V102H189ZM209 101V100H208ZM79 102V101H78ZM104 102V101H103ZM202 102H204V100H202ZM201 102V103H202ZM221 102H222V100H221ZM228 102V101H227ZM114 103V104H113ZM182 103V102H181ZM180 103V104H181ZM213 103V102H212ZM204 104V103H203ZM210 104V103H209ZM1 105V104H0ZM84 105V104H83ZM90 105V104H89ZM188 105H189V103H188ZM201 105V104H200ZM218 105V104H217ZM220 105V104H219ZM205 106H206V104H205ZM204 106V107H205ZM71 107V106H70ZM91 107H93V106H91ZM85 108H86V106H85ZM93 108H96L97 109V107H93ZM228 108V107H227ZM3 109V108H2ZM71 109V108H70ZM99 109V108H98ZM214 109H219L220 110V108H217V107H214ZM27 110V111H26ZM37 110V109H36ZM85 110H87V108L85 109ZM93 110V109H92ZM103 110V111H102ZM204 110V109H203ZM1 111V110H0ZM5 111H6V109H5ZM69 111V110H68ZM73 111V110H72ZM94 111H99V110H94ZM99 111V112H100ZM199 111V110H198ZM220 111H222V109L220 110ZM228 111V110H227ZM263 111H264V109H263ZM63 112V114H65L64 113V111H62ZM132 112V113H131ZM215 112V111H214ZM54 113V112H53ZM70 113V112H69ZM98 113V112H97ZM217 113H219V111L217 112ZM10 113L8 112V113H6V114H1L0 113V136H2L3 138H5L4 140H5V142H6V140H8L7 138H11V137H13V138H16V137H14L13 135H16L15 133L16 132H21V128L20 129H17V126L16 125H14V123H13V120H12V118L10 117V115H9ZM71 114V113H70ZM90 114H92V112L90 113ZM103 114V113H102ZM104 114L102 115V116H104ZM252 114V116L253 115H256V114H258V112L257 113H255V114H253V113H251ZM162 116V117H166L165 119H167V118H169V120L163 125V126H161L159 129H158V126L156 127V125L154 126V124H150L151 123V118H153L154 117V119L156 120V118L155 117H157V116ZM202 115V114H201ZM232 115V114H231ZM84 116V115H83ZM99 116H101V115H99ZM101 116V117H102ZM230 116V115H229ZM251 116V115H250ZM252 116L250 117V118H252ZM259 116V115H258ZM258 116H256V118L254 117L253 118V120H257V118H258ZM64 117H68V116H64ZM70 117V116H69ZM94 117V116H93ZM261 116H259V118H260ZM99 118V117H98ZM97 118V119H98ZM109 118H110V120H109ZM159 118V117H158ZM64 119H66V118H64ZM83 119V118H82ZM117 119H120V121H119V123H117ZM153 119V120H154ZM161 119V118H160ZM163 119V118H162ZM245 119V118H244ZM68 120H69V118H68ZM67 120V121H68ZM79 120H80V123L82 124H80L79 123ZM225 120V119H224ZM233 120V119H232ZM241 120V119H240ZM82 121H84V120H82ZM85 121H87V120H85ZM85 121L83 122V123H85ZM101 121V120H100ZM200 121V120H199ZM229 121H231V120H229ZM236 121V120H235ZM244 121V120H243ZM247 121V120H246ZM252 121V120H251ZM155 122V124H156V122L157 121H154ZM161 122V121H160ZM237 122H239L238 120H237ZM252 122H254V121H252ZM256 122V121H255ZM254 122V123H255ZM260 122V121H259ZM97 123V122H96ZM199 123V122H198ZM200 123H202V122H200ZM221 123V122H220ZM235 123V122H234ZM239 123H241V122H239ZM71 124H72V126H71ZM86 124H87V122H86ZM102 124V123H101ZM159 124V123H158ZM223 124V123H222ZM231 124V123H230ZM238 124V123H237ZM20 125V124H19ZM76 125H77V127H76ZM82 126V127H80L79 128V126ZM90 125V124H89ZM221 125V124H220ZM239 125V124H238ZM251 125V124H250ZM249 125V126H250ZM255 125V124H254ZM70 126V127H69ZM74 126V127H73ZM96 126V125H95ZM196 126V125H195ZM201 126V125H200ZM242 126H245V125H242ZM249 126H247V127H249ZM257 126H259V125H257ZM19 127V126H18ZM89 127V126H88ZM97 127H98V125H97ZM203 127V126H202ZM214 127V126H213ZM221 127V126H220ZM219 127V128H220ZM238 127H240V126H238ZM237 126H236V128H238ZM64 128V129H63ZM71 128H73V129H71ZM90 128H92V126H90L89 127V129ZM154 128V129H153ZM185 128H187L186 130H185ZM198 128V127H197ZM204 128V127H203ZM223 128V127H222ZM234 128V127H233ZM241 128V127H240ZM250 128H251V126H250ZM23 129V128H22ZM78 129V130H77ZM88 128H87V130H89ZM195 129V128H194ZM228 129V128H227ZM256 129H257V127H256ZM73 130V131H72ZM77 130V131H76ZM81 130V131H80ZM82 130L84 131H86L85 132V134H84V136H83V132H82ZM136 130V131H135ZM154 130V131H155ZM217 130V129H216ZM235 130H237V129H235ZM235 130H234V132H235ZM243 130V129H242ZM247 130H248V128H247ZM61 131V132H60ZM89 131H91V130H89ZM97 131V130H96ZM211 131V130H210ZM222 131V130H221ZM231 131H233V129L231 130ZM245 131V130H244ZM254 131V130H253ZM256 131V130H255ZM44 132L42 133V134H44ZM60 132V133H59ZM139 132V131H138ZM138 132L135 134V135H137L138 134ZM151 132V133H152ZM191 132H193V131H191ZM196 132V131H195ZM209 132V131H208ZM220 132V131H219ZM70 133H74V134H76L75 135V138H73L74 137V134L72 135V134H70ZM215 133V132H214ZM221 133V132H220ZM236 133V136H238V137H236V138H239V134H241L240 133V131L239 132H235ZM247 133H249V132H247ZM258 133V132H257ZM256 133V134H257ZM60 134V135H59ZM212 134V133H211ZM230 134H231V132H230ZM234 134V133H233ZM38 135V137H36ZM44 135V136H45ZM47 135V136H48ZM91 135H92V133H91ZM194 135H196V134H194ZM223 135V134H222ZM17 137H19V135H16ZM70 136H72V138L73 139H71L70 138ZM157 136H155L157 139H156V142H157V140H158V137ZM214 136H215V134H214ZM248 136V135H247ZM83 137V138H82ZM88 137H91L90 136V134H89V136ZM131 137V138H130ZM135 137V136H134ZM155 137H153V138H155ZM199 137V136H198ZM215 137H217V136H215ZM230 137V136H229ZM229 137H227V138H229ZM233 137V136H232ZM36 138V139H35ZM41 138V137H40ZM58 138V137H57ZM84 138H86L85 139V141H83L84 140ZM130 138V139H129ZM152 138V139H153ZM214 138V137H213ZM220 138V137H219ZM254 138H255V136H254ZM258 138V137H257ZM50 139V140H51ZM92 139V138H91ZM192 139V138H191ZM251 140H253V138L251 137L250 138ZM249 138H248V140L247 141H249L250 140ZM21 140V139H20ZM42 140H44V139H42L41 138V141ZM49 140V141H50ZM61 140H60V142H61ZM71 140H72V143H71ZM78 140V141H77ZM128 140H130V141H128ZM134 140V139H133ZM131 141L132 143L133 142H136V141ZM154 140V139H153ZM158 140V141H159ZM232 140V139H231ZM234 140V139H233ZM80 141V142H79ZM150 141V140H149ZM227 141V140H226ZM225 141V142H226ZM1 142V141H0ZM22 142V141H21ZM40 142V141H39ZM61 142V143H62ZM91 142V141H90ZM109 142H112V144L114 145V143L118 146H114L113 147V149H111V146L109 145ZM114 142V143H113ZM128 142V143H127ZM138 142V141H137ZM140 142H141V140H140ZM140 142H139V144L138 145H140ZM152 142V141H151ZM154 142H155V140H154ZM237 142V141H236ZM251 141H249L248 143H250ZM14 143H16L15 141H14ZM42 143V142H41ZM86 143H87V141H86ZM89 143V142H88ZM97 143V142H96ZM149 143V142H148ZM194 143V142H193ZM213 143H215V142H212V144L211 145H213ZM257 143V142H256ZM8 144V143H7ZM76 144V145H77ZM85 144V143H84ZM111 144V145H112ZM8 145H10V144H8ZM12 146H13V144H11ZM11 145H10V148H11ZM43 145V144H42ZM62 145V144H61ZM75 145V144H74ZM80 145V144H79ZM89 145H90V143H89ZM95 145H97V144H95ZM95 145L93 146V147H95ZM142 145V144H141ZM152 145V144H151ZM150 145V146H151ZM153 145H154V143H153ZM152 145V146H153ZM156 145V144H155ZM224 145V144H223ZM222 145V146H223ZM228 145H230L229 143H228ZM227 145V146H228ZM32 146V145H31ZM110 146V147H109ZM161 146H163L162 148H161ZM200 146H202V145H200ZM247 146V145H246ZM259 146V145H258ZM149 147V146H148ZM148 147H147V150H148ZM230 147V146H229ZM240 147V146H239ZM2 147H0V149H1ZM13 148V147H12ZM16 148V147H15ZM66 148H68V147H66ZM127 148H128V150H127ZM132 149H130V150H132L133 151V149L134 148H136V147H131ZM157 148V149H158ZM193 148H195V149H193ZM223 148V147H222ZM221 148V149H222ZM245 147H243V149H244ZM263 148V147H262ZM8 149V148H7ZM65 149V148H64ZM140 149H141V146H140ZM144 149V148H143ZM146 149V148H145ZM144 149V150H145ZM190 149L193 151V152H191L190 151ZM220 149V150H221ZM226 149V148H225ZM224 149V150H225ZM230 149V148H229ZM235 149V151L237 150V148L235 147L234 148ZM241 149V148H240ZM240 149L238 150V151H240ZM246 149V148H245ZM260 149V148H259ZM4 150V149H3ZM12 150H14V149H12ZM63 150V149H62ZM67 150V149H66ZM134 150H136V149H134ZM144 150H143V152H144ZM150 150V149H149ZM148 150V151H149ZM200 150H201V148H200ZM217 150V149H216ZM227 150V149H226ZM225 150V151H226ZM1 151V150H0ZM6 151V150H5ZM71 151H72V149H71ZM113 151V152H112ZM141 151L142 150H140V152L139 153H141ZM148 151L147 152H145V153H148ZM156 151V152H155ZM190 151V152H189ZM205 151V150H204ZM213 151H214V149H213ZM225 151H221V153L223 152H225ZM238 151H236L238 154L237 155H239V157L241 156L242 157V155L243 154H239V152ZM7 152H8V150H7ZM134 152V151H133ZM194 152H195V154H194ZM212 151H210L209 152V154L211 153ZM229 152V151H228ZM234 152V151H233ZM264 152V151H263ZM89 153V152H88ZM115 153V152H114ZM137 154H138V152H136ZM219 153V152H218ZM226 153V155H227V151L225 152ZM225 153H224V155H225ZM231 153V152H230ZM240 153H241V151H240ZM243 153H244V150H243ZM245 153H247V152H245ZM244 153V154H245ZM251 153H253V152H251ZM9 154V153H8ZM15 154H16V152H15ZM23 154V153H22ZM44 154H46V153H44ZM119 154V153H118ZM200 154V155H199ZM217 154V153H216ZM248 154V153H247ZM7 155V154H6ZM10 155V154H9ZM13 155V154H12ZM19 155V154H18ZM29 154H27L26 156H25V154H24V156H22L23 157V163L24 164H22V168L25 170V171H28V172H30L28 169H30V167H29V165L31 166L32 165V159H31V157H30V160H31V162L29 161V156H28ZM123 155H121V157H123ZM140 155V154H139ZM142 155H143V153H142ZM145 155V154H144ZM147 155V154H146ZM211 155V154H210ZM215 155V154H214ZM231 155V154H230ZM250 155V154H249ZM256 155V154H255ZM43 156H45V155H43ZM47 156V155H46ZM134 156H136L135 155V153H134V155H133V158H134ZM204 156V157H203ZM209 157V158H207V160L205 159V157ZM212 156V155H211ZM217 156H220V153L218 154V155H216V157ZM233 156V154L231 155V157ZM234 156H235V154H234ZM244 156V155H243ZM40 157V156H39ZM41 157H42V155H41ZM50 157H52L51 155H50ZM56 157V156H55ZM59 157V156H58ZM147 157V156H146ZM216 157H214V158H216ZM247 157V156H246ZM57 158V157H56ZM55 158V159H56ZM95 158V157H94ZM116 158V159H115ZM124 158V157H123ZM126 158V157H125ZM124 158V159H125ZM136 158V157H135ZM139 158V157H138ZM137 158V162L138 161H140V159H138ZM214 158H212L213 159V161H214ZM224 158H225V156H224ZM253 159H254V157H252ZM252 158H250L249 160H247L248 162H249V165H250V167L251 168H253V166H255V165H253L254 163L251 161V159ZM256 158V157H255ZM38 159V158H37ZM121 159V158H120ZM212 159H210L211 160V162H213L212 161ZM218 159V158H217ZM231 159V158H230ZM230 159H228V161L230 160ZM235 157H234V162H238L239 161V159H238V157H237V161H235ZM252 159V160H253ZM12 160V159H11ZM39 160V159H38ZM84 160V159H83ZM131 160H133V159H131ZM201 160H203V161H201ZM216 160V159H215ZM56 161V160H55ZM54 161V162H55ZM95 161V160H94ZM128 161V160H127ZM130 161V160H129ZM223 161H225V160H223ZM227 161V162H228ZM231 161V160H230ZM17 162V161H16ZM75 162V161H74ZM73 162V163H74ZM98 162V161H97ZM142 162V161H141ZM149 162V163H148ZM203 162V163H202ZM210 162V161H209ZM219 162V161H218ZM18 163V162H17ZM20 163V162H19ZM31 163V164H30ZM69 163V162H68ZM82 163V162H81ZM80 163V164H81ZM96 163V162H95ZM127 163V162H126ZM140 163V162H139ZM138 163V164H139ZM143 163V162H142ZM220 163V162H219ZM253 163V164H252ZM16 164V163H15ZM54 164L55 163H53V166H54ZM64 164H66V163H64ZM76 164V163H75ZM92 164V163H91ZM132 164V163H131ZM144 164V163H143ZM214 165V164H217V163H211V165ZM83 165V164H82ZM197 165L199 166V165H201V167H197ZM206 165V166H205ZM209 165V164H208ZM211 165L209 166V167H211ZM225 165H227L226 163H225ZM230 165V164H229ZM69 166V165H68ZM92 166V165H91ZM126 166H127V164H126ZM130 166V165H129ZM128 166V167H129ZM141 166V165H140ZM153 166H155L154 168H158L159 169V172H160V169H161V173H159L158 172V170H157V172L156 171H153V170H155L154 168H153ZM218 166H220L219 164H218ZM218 166L216 167V169L218 168ZM236 166V165H235ZM67 167V166H66ZM65 167V168H66ZM73 167V166H72ZM125 167V166H124ZM133 167V166H132ZM135 167H136V165H135ZM133 168V170L135 169V171H134V173L135 172H137V167L136 168ZM196 167V168H195ZM208 167V166H207ZM215 167V166H214ZM213 167V168H214ZM130 168V167H129ZM191 168H192V170H191ZM200 168V169H199ZM205 168H203V170L202 171H204V172H202L203 174H205V172L207 173V169H206V171H205ZM212 168V167H211ZM210 168V169H211ZM224 168H225V166H224ZM51 169V168H50ZM66 169H68V168H66ZM141 169V168H140ZM197 169H199V171H195V170H197ZM250 169V168H249ZM20 170V169H19ZM60 170H62V169H60ZM90 170V169H89ZM133 170H131L132 172H133ZM138 170H139V168H138ZM146 170H147V172H148V170H151L152 172H156L155 174H156V179H159L158 177H157V175H158V173L159 174H162L163 175V177L165 178L164 180L166 181L167 180V183L165 182V181H162L163 179H161L160 181H162V183H166V185L164 184V186H163V188H162V186L160 187L159 185V188L157 187L156 189H155V192L153 191H151L150 189H149V185L151 184V180H149L148 179V177L149 176H151V175H149L148 177H147V175L145 174L146 173ZM194 170V171H193ZM223 170H225V169H223ZM229 170V169H228ZM255 170V169H254ZM45 171V170H44ZM57 171V170H56ZM209 171V170H208ZM211 171H212V169H211ZM28 172H26V174L28 173ZM52 172V171H51ZM61 172V171H60ZM66 172V171H65ZM97 172H98V170H97ZM165 172V173H164ZM167 172L169 173V174H167ZM195 172H197V174L195 173ZM214 173H215V171H213ZM216 172H217V170H216ZM225 172H228V171H225ZM56 173V172H55ZM57 173H59L58 171H57ZM67 173V172H66ZM119 173V172H118ZM119 173V174H120ZM154 173H150L149 172V174H153V175H155ZM195 175H194V174ZM222 173V172H221ZM25 174V175H26ZM64 173H62V175H63ZM71 174V173H70ZM111 173L109 172V174L108 175H110ZM113 174H115L114 172L112 173V175ZM133 174V173H132ZM141 175V178H142V175L143 174H145V176H143L144 178H142V180L144 179V181H143V184L145 185V186H142V184H140L138 181H140V180H138L137 178H140L138 175ZM148 174V173H147ZM167 174V175H166ZM190 174V175H189ZM208 174V173H207ZM206 174V175H207ZM223 174V173H222ZM57 175V174H56ZM61 175V174H60ZM66 175V174H65ZM77 175V174H76ZM164 175H166V176H164ZM210 176H211V174H209ZM67 176V175H66ZM71 176V175H70ZM117 176V175H116ZM159 176V175H158ZM173 176H176L177 177V179H178V185L181 183H183V182H185L184 184H182V186L184 187L183 189L185 190L184 192H182V189H181V184H180V189H181V192H180V194H181V198H180V200L178 199V194L175 192V190L172 188L173 186V184L172 183H170V182H172L174 179H173ZM208 176V175H207ZM216 176V175H215ZM214 176V177H215ZM255 176V175H254ZM76 177V176H75ZM96 178H97V175L95 176ZM94 177V178H95ZM111 177V176H110ZM120 177H122V175L120 176ZM160 177H161V175H160ZM181 177V178H180ZM192 177H194V178H192ZM203 177H204V175H203ZM209 177V176H208ZM27 178V177H26ZM44 178V177H43ZM60 178V177H59ZM111 178H114V177H111ZM150 178V177H149ZM183 178V180H181ZM31 179V178H30ZM42 179V178H41ZM63 179V178H62ZM121 178H119L118 180H120ZM146 179H148L150 182H147L146 181ZM150 179H154V178H150ZM189 179V178H188ZM194 179H195V181H194ZM199 179H200V177H199ZM202 179V178H201ZM234 179V178H233ZM259 179V178H258ZM27 180H29V179H27ZM34 180V179H33ZM53 180V179H52ZM57 180V179H56ZM117 180V181H118ZM204 180V179H203ZM207 180H211V178L210 179H208L207 178ZM236 180V179H235ZM238 180V179H237ZM31 181V180H30ZM113 181H115V180H113ZM113 181L111 182V183H113ZM137 181V182H136ZM160 181H159V183H160ZM175 181V180H174ZM183 181V182H182ZM192 181V182H191ZM198 181H200V180H197V182ZM28 182V181H27ZM45 182V181H44ZM44 182H43V184H44ZM56 182H58V181H56ZM106 182H107V184H106ZM110 182V181H109ZM121 182H119L120 184H121ZM131 182V183H130ZM201 182L202 181H200L199 183L201 184ZM208 182H210V181H208ZM211 182H212V180H211ZM211 182H210V185H211ZM231 182V181H230ZM235 182V181H234ZM238 182V181H237ZM260 182H262V180H260ZM32 183V182H31ZM55 183V182H54ZM99 183V182H98ZM115 183V182H114ZM113 183V184H114ZM118 183V184H119ZM125 183V184H124ZM236 183V182H235ZM30 184V183H29ZM39 184V183H38ZM140 186H139V185ZM152 184H154L153 182H152ZM156 184V183H155ZM154 184V185H155ZM170 184H172V185H170ZM190 184V185H191ZM212 184V185H213ZM27 185H28V183H27ZM33 185H34V183H33ZM36 185H37V183H36ZM35 185V186H36ZM55 185V184H54ZM58 185H59V183H58ZM61 185V184H60ZM115 185H117V184H115ZM185 185V186H184ZM189 185V186H190ZM203 185V184H202ZM202 185H199V186H201L202 187ZM209 185V184H208ZM224 185V184H223ZM236 185V184H235ZM29 186V185H28ZM110 186L112 187V188H110ZM172 186V187H171ZM192 185L190 186L191 187V189L193 190L194 189V187H193ZM237 186V185H236ZM33 187V186H32ZM61 187V186H60ZM62 187H63V185H62ZM62 187H61V190H62ZM101 187H99V188H101ZM113 187H114V189H113ZM139 187V188H138ZM142 187V189L144 188V191H143V194L141 193V194H139L140 193V191L142 190V189H140ZM151 187H152V185H151ZM154 187V186H153ZM152 187V188H153ZM165 187V188H164ZM190 187H188V188H190ZM193 187V188H192ZM206 187H208V186H206ZM47 188V187H46ZM155 188V187H154ZM264 188V187H263ZM33 189V188H32ZM45 189V188H44ZM92 189V188H91ZM90 189V190H91ZM209 189V188H208ZM65 190V189H64ZM63 190V191H64ZM89 190V189H88ZM154 190V189H153ZM156 190H158V191H156ZM192 190H190V191H192ZM196 190H198V187L197 188H195V192H197ZM205 190H207V192H205ZM40 191V190H39ZM42 191V190H41ZM49 191V190H48ZM73 191H75L76 192V190H73ZM83 191V190H82ZM81 190H80V194H81V192H82ZM111 191H113V192H115V193H113V192H111ZM17 192V191H16ZM68 192V191H67ZM91 192V191H90ZM142 192V191H141ZM146 192H148V193H146ZM215 192H213V193H215ZM263 192H264V190H263ZM8 193V192H7ZM9 193H10V190H9ZM8 193V194H9ZM38 193V192H37ZM50 193V192H49ZM194 193V191H192V194ZM212 193V194H213ZM11 195H12V193H10ZM145 194V195H144ZM222 194V195H221ZM43 195V194H42ZM42 195H41V197H42ZM79 195V194H78ZM83 195V194H82ZM93 195V194H92ZM122 195H121V197H122ZM142 195H143V197H142ZM215 195V194H214ZM264 195V194H263ZM8 196V195H7ZM74 196V195H73ZM90 195H88V197H89ZM114 196V197H113ZM145 196V197H144ZM217 196V195H216ZM11 197V196H10ZM120 197V198H121ZM221 197V198H222ZM9 198V197H8ZM52 198V197H51ZM55 198V197H54ZM60 198V197H59ZM75 198V197H74ZM87 198V197H86ZM218 198H220V197H218ZM217 198V199H218ZM220 198V199H221ZM62 199V198H61ZM95 199V198H94ZM119 199V198H118ZM117 199V200H118ZM224 199V198H223ZM68 200V199H67ZM114 200V199H113ZM116 200V199H115ZM185 200V201H184ZM85 201V200H84ZM52 202V201H51ZM91 202V201H90ZM113 202V201H112ZM182 202V203H183ZM213 202V201H212ZM76 203V202H75ZM138 203H140L139 205H137ZM221 203H222V201H221ZM50 204V203H49ZM59 204V203H58ZM60 204H61V206L65 209V211H64V214H69V213H71L70 212V210L68 209V206L67 205H65L66 203L64 202V200H62L61 202H60ZM60 204H59V206H60ZM77 204V203H76ZM76 204H74L75 205V207H76ZM95 204V203H94ZM111 204V203H110ZM113 204V203H112ZM184 204V203H183ZM192 204V205H191ZM218 204H220V203H218ZM73 205V206H74ZM92 205V204H91ZM97 205V204H96ZM135 205V206H134ZM114 206V205H113ZM138 206V207H137ZM190 206H192V208L193 207H195V208H193V210L192 209H190L191 207ZM58 207V206H57ZM95 207H97V206H95ZM190 207V208H189ZM58 208H60V207H58ZM93 208H94V206H93ZM101 208V207H100ZM119 208V207H118ZM143 208V209H142ZM61 209V208H60ZM72 209V208H71ZM78 209V208H77ZM112 209V208H111ZM150 209H151V212H150ZM114 210V209H113ZM193 211V215L191 214V212ZM73 211V210H72ZM81 211V210H80ZM100 211V210H99ZM112 211V210H111ZM122 211H124V209L122 210ZM139 211V210H138ZM145 211V212H146ZM1 212V211H0ZM3 212V211H2ZM101 212V211H100ZM114 212V211H113ZM125 212V211H124ZM127 212V211H126ZM5 213V212H4ZM137 213V212H136ZM136 213H135V215H136ZM74 214V213H73ZM110 214V213H109ZM108 214V215H109ZM122 214V213H121ZM132 214H134V213H132ZM132 214H130V216L132 215ZM144 214V213H143ZM197 214V215H196ZM218 214V213H217ZM75 215V214H74ZM5 216V215H4ZM67 216V215H66ZM92 216V215H91ZM94 216V215H93ZM92 216V217H93ZM141 216H142V213H141ZM144 216V215H143ZM142 216V217H143ZM220 216H221V214H220ZM65 217V216H64ZM63 217V218H64ZM69 217V216H68ZM113 217V216H112ZM116 217V216H115ZM120 217V216H119ZM123 217H125V216H122L121 218H123ZM200 219V221L202 220L203 222L200 224L198 221H196V223H199V227H200V225H203V227L204 228H200V230H202V231H200V230H198V228L199 227H197L198 225L196 224V225H194V221L193 220H195V219ZM2 218V217H1ZM65 218H67V217H65ZM64 218V219H65ZM133 218H136V217H134V215H133ZM195 218V219H194ZM115 218L113 217V220H114ZM143 219V220H144ZM208 219V220H207ZM211 219V218H210ZM1 220V219H0ZM4 220H6V219H4ZM4 220H2V222H4ZM10 220V219H9ZM116 220H117V217H116ZM142 220V221H143ZM145 220L143 221V222H145ZM192 220V221H191ZM214 220V219H213ZM222 220V219H221ZM12 221V220H11ZM10 221V222H11ZM180 221V222H179ZM218 221H219V219H218ZM13 222V221H12ZM11 222V223H12ZM126 222V224L128 225H126L127 226V229H129L130 227V225H129V220L128 221H125ZM191 222H193V223H191ZM220 222V221H219ZM5 223V222H4ZM137 224H138V222H136ZM139 223H140V221H139ZM171 223V224H172ZM190 223H191V225L193 226V227H191L190 226ZM121 224V223H120ZM140 224H142V223H140ZM139 224V225H140ZM145 224V223H144ZM158 224H159V226L160 227H158ZM162 224V225H161ZM222 224H223V222H222ZM5 225H7L8 226V224H6L5 223ZM46 225V224H45ZM52 225V224H51ZM143 225V224H142ZM142 225H140L139 227H143ZM0 226L2 227L3 225H1L0 224ZM10 226H11V224H10ZM12 226H13V224H12ZM11 226V229L13 228V230H14V227H15V225L12 227ZM178 225H176V228L175 229H177L178 227H177ZM197 227V228H196ZM215 227V226H214ZM8 229H9V227H8ZM208 229V230H207ZM6 230V229H5ZM207 230V231H206ZM212 230V229H211ZM214 230V229H213ZM177 231V230H176ZM178 231H177V234H178ZM172 232H174V231H172ZM176 233V232H175ZM4 234V233H3ZM160 235H161V238L159 239V237H160ZM134 235H132L131 237H133ZM166 236V235H165ZM205 236H207V237H205ZM221 236V235H220ZM13 237V236H12ZM130 237V238H131ZM9 238V237H8ZM129 238V239H130ZM13 239V238H12ZM163 239H164V237H163ZM166 239V238H165ZM14 241V240H13ZM230 246V245H229ZM233 246V247H232ZM113 247V246H112ZM176 247V246H175ZM117 250V249H116ZM136 250H138V251H136ZM175 250L177 251L178 250V248H175ZM118 251V250H117ZM169 252V251H168ZM140 254V256H137V254ZM206 255H209V256H206ZM206 256V257H205ZM166 257V256H165ZM79 258V257H78ZM207 259V260H206ZM164 260V259H163ZM206 260V261H205ZM30 262H32V260L30 261ZM39 263V262H38ZM45 264V263H44Z\"/></svg>",
	"mask_w": 264,
	"mask_h": 264
},
{
	"label": "snow or ice",
	"instance_id": "snow-or-ice-1",
	"mask_svg": "<svg viewBox=\"0 0 264 264\" xmlns=\"http://www.w3.org/2000/svg\"><path fill=\"white\" fill-rule=\"evenodd\" d=\"M0 6L7 7V5H0ZM153 264H164V262L157 260V261H154Z\"/></svg>",
	"mask_w": 264,
	"mask_h": 264
}]
</instances>
